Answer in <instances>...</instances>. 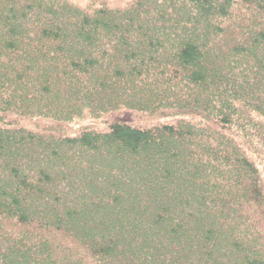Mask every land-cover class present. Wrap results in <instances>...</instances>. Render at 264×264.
<instances>
[{
	"label": "trees",
	"instance_id": "obj_1",
	"mask_svg": "<svg viewBox=\"0 0 264 264\" xmlns=\"http://www.w3.org/2000/svg\"><path fill=\"white\" fill-rule=\"evenodd\" d=\"M0 264H264V0H0Z\"/></svg>",
	"mask_w": 264,
	"mask_h": 264
}]
</instances>
